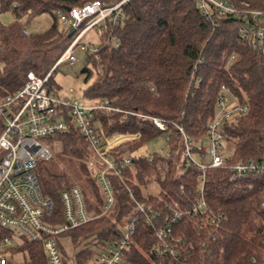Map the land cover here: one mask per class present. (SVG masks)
<instances>
[{"label":"trees","instance_id":"1","mask_svg":"<svg viewBox=\"0 0 264 264\" xmlns=\"http://www.w3.org/2000/svg\"><path fill=\"white\" fill-rule=\"evenodd\" d=\"M92 1L0 0V12L14 16L11 23H0V99L17 92L30 72L41 78L50 73L78 34L69 36L71 29L63 25L60 15ZM99 1L112 7L124 0ZM220 1L228 2L235 11L224 13L210 1L205 13L200 0H126L119 18L108 19L96 50L85 51L84 97L109 100L120 109L97 112L99 128L109 136L140 132L142 138L115 150L118 155H132L133 166L124 171L123 180L112 177V210L58 236L65 264H88L93 246L99 250L120 242L132 216L138 220L120 264H258L262 259L264 176L252 174L231 182L228 169H207L205 198L220 223L206 229L195 225L202 219L196 212L183 221H172L176 210L194 209L202 171L192 165L178 173L176 163L164 160L160 153H137L167 132L133 113L165 120L170 137L166 144L176 151L182 141L178 126L194 144H206V131L222 109L221 99L236 96L248 111L236 123L222 126L225 134L237 139L230 143L234 160L264 159V0ZM43 14L52 16L51 27L26 34L21 19ZM83 38L78 47L85 45L81 44ZM58 66L48 86L57 96L53 76ZM3 127L0 115V135ZM54 141L50 142L53 157L37 170L43 195L52 201L48 219L64 223L61 194L73 185L81 187L89 210L98 215L103 195L88 168L94 157L90 143L74 127ZM197 157L205 159L204 154ZM159 164L167 168L165 173ZM124 183L137 200L156 211L155 225L138 213ZM166 220L172 227L166 246L175 247L173 239H181L177 246L181 252L175 256L160 252L164 247L157 230ZM12 252L21 254L23 261L10 264H47L39 243L25 242Z\"/></svg>","mask_w":264,"mask_h":264},{"label":"built area","instance_id":"2","mask_svg":"<svg viewBox=\"0 0 264 264\" xmlns=\"http://www.w3.org/2000/svg\"><path fill=\"white\" fill-rule=\"evenodd\" d=\"M125 1L112 7H105L99 0H95L61 14L63 25L69 29H75V32L78 31L74 41L46 77L41 78L30 72L26 83L17 92L0 99V115L4 121L0 135V151L2 152L0 158V264H10L13 260L11 250L16 239L20 240L17 247L25 242L39 243L43 248L47 264H65L58 236L100 215L108 214L114 207L115 191L112 177L116 176L123 180L124 171L133 166L132 155H118L115 150L129 141L142 138V134L122 132L107 135L102 128H99L96 114L99 111L117 112L120 109L113 107L109 100L94 101L89 105L78 101L72 102L49 91L48 86L49 78L59 64L67 60L72 62L77 60L74 50L86 33L96 28L98 36H103L108 19L112 17L115 21L119 18L121 5ZM208 1L222 9L224 13L235 11L228 2L200 0V8L205 13L208 11ZM25 33L29 34L30 31L26 29ZM259 35L261 36L262 32ZM81 49L96 50L94 46L88 45H81ZM232 97L234 101L231 104H228L227 98L221 99L222 109L210 122L206 131L207 145L194 144L192 138L178 126L182 136L179 147L176 151H172L166 144V151L160 153L164 160H172L176 163L178 173H183L192 165L202 171L198 178V198L194 209L176 210L172 217L173 222L183 221L196 212L202 216L201 222L195 221L196 226L207 229L219 225L220 218L209 209L205 198L207 169H228L231 182L243 180L252 174L264 176V159L234 160L230 143L236 142L237 139L225 134L222 126L224 123H236L239 116L248 111V108L240 106L236 96ZM133 114L139 119L151 120L158 129L167 132L165 141L170 140L168 124L165 120L139 113ZM72 127L78 129L92 147L94 157L88 161V168L91 169L92 177L101 189L103 202L100 213L95 215L89 210L81 187L70 186L61 194L65 221L62 224H55L48 219L52 214V201L43 195L37 170L43 161L53 157L54 149L51 148L50 142L68 133ZM203 154L205 158L203 160L194 158L196 155ZM149 159L152 160V157ZM158 168H162L163 173L167 171L162 164H159ZM125 186L134 199L138 213L145 216L147 222L155 225L154 220L158 218L156 211L149 208L147 202L137 200L131 187L126 184ZM137 220L136 217H130L123 228V239L115 245L99 249L94 264H120L124 260V251L132 243L134 222ZM171 234L170 220H166L164 227L157 230V236L163 242L164 248L160 251L163 255L175 256L181 252L177 248L181 242L179 238L173 239L175 247L166 246L165 239ZM186 245L185 240L183 241L184 251L187 249ZM187 247H191V244ZM258 264H264V252Z\"/></svg>","mask_w":264,"mask_h":264},{"label":"rangeland","instance_id":"3","mask_svg":"<svg viewBox=\"0 0 264 264\" xmlns=\"http://www.w3.org/2000/svg\"><path fill=\"white\" fill-rule=\"evenodd\" d=\"M14 20V16L12 13H1L0 12V23L1 24H9ZM22 24H24L27 29L32 33H39L48 30L52 23L53 18L49 14H43L37 16L31 20L24 17L21 19ZM62 25V24H61ZM101 39L97 34V29H90L81 44L90 45V46H98ZM74 55L76 56V61L67 60L60 64L57 70L54 73V80L58 86V95L62 98H67L72 102L78 101L81 104H92L94 101H90L84 97V89L86 87L85 82V74L83 73V67L85 62V51L81 49V45L74 50ZM228 104H231L234 99L233 97H228ZM207 145V143H206ZM58 151V150H56ZM166 151V141L165 134L160 137L153 139L147 143L139 152L137 153H164ZM230 155V153L228 154ZM195 159L198 160L197 156H194ZM75 183H78L75 181ZM22 240V239H21ZM20 243V240L16 239L14 241V248H17V244ZM11 250V251H12ZM92 255L89 259L88 264H94L96 260V254L98 253V249L96 247H92ZM13 261L17 263H21L23 261V256L21 254H14L12 252ZM71 264H74L71 262Z\"/></svg>","mask_w":264,"mask_h":264},{"label":"water","instance_id":"4","mask_svg":"<svg viewBox=\"0 0 264 264\" xmlns=\"http://www.w3.org/2000/svg\"><path fill=\"white\" fill-rule=\"evenodd\" d=\"M74 33H75V29H71L70 33H69V36L73 35Z\"/></svg>","mask_w":264,"mask_h":264}]
</instances>
